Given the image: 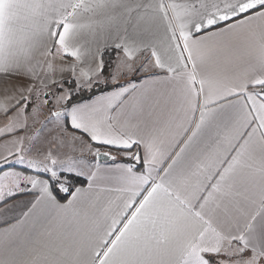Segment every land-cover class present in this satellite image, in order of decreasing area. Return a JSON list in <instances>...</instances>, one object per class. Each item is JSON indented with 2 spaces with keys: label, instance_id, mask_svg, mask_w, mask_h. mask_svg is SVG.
Returning <instances> with one entry per match:
<instances>
[{
  "label": "snow or ice",
  "instance_id": "obj_1",
  "mask_svg": "<svg viewBox=\"0 0 264 264\" xmlns=\"http://www.w3.org/2000/svg\"><path fill=\"white\" fill-rule=\"evenodd\" d=\"M88 13L123 25L111 72L97 49L96 67L77 75L85 51L75 41L104 26L80 23ZM53 54L74 59L73 87L53 78ZM0 78L14 90L0 100V135L24 131L29 112L54 100L50 117L97 162L88 188L73 190L60 177L82 175V160L65 165L51 149L30 155L32 137L5 141L0 204L28 186L38 194L0 229V264H264V0H0ZM101 157L113 162L103 179ZM10 158L34 174L13 170ZM98 182L114 194L103 205L91 196ZM58 193L71 198L62 204ZM53 210L55 234L31 244L24 225L34 229ZM25 251L31 258L18 262Z\"/></svg>",
  "mask_w": 264,
  "mask_h": 264
},
{
  "label": "crops",
  "instance_id": "obj_2",
  "mask_svg": "<svg viewBox=\"0 0 264 264\" xmlns=\"http://www.w3.org/2000/svg\"><path fill=\"white\" fill-rule=\"evenodd\" d=\"M152 2H156V0H152ZM178 3H199L201 0H176ZM202 2L211 4L214 2V0H202ZM95 19H103L104 20V26L100 29H97L95 33L89 31V30H84L81 32L77 40L75 41L76 43L83 45V50L85 51V55L82 58V62L77 63V75H79V72L81 69L88 70L89 68H95L97 62L100 59L99 53L96 51L97 49H100L101 51H108V50H114L116 52L115 60L114 62L117 63V57L122 56V53L118 52L114 48V44L118 43V36H123V25L120 21H113L109 23L106 18L104 17H97L94 16L91 13L84 14L79 18L80 23H88L90 20H95ZM222 26V25H221ZM131 32V29H129ZM154 36L152 37L153 39L157 41H162L164 39V29L163 26H153L152 29ZM203 33H201L202 35ZM89 50H91V54H89ZM150 57V52H143L141 54H138V59L136 60V63L139 64L142 61L148 59ZM36 59L44 60L45 58L43 56H40L39 54L36 55ZM54 65V68L56 69L53 78L57 81H69L72 80V73L69 70V66L74 63V59L71 57H59L53 54L52 57H49ZM63 68L64 71L61 72L60 69ZM4 79L5 78H0V100H3V98L6 95H12L14 94V90L5 92L4 90ZM20 83H26L27 81H19ZM11 83L15 84L17 81L13 80ZM98 95V94H97ZM33 120V121H32ZM7 123V118L3 115V112L0 111V128H3L5 124ZM35 125V116L33 117L31 115V111L29 112V119H28V127L24 131H19L14 134V136H22L24 137V143L25 145L29 144V137H32L33 130L32 126ZM72 130L68 129L67 137L70 136L71 138ZM64 135V134H62ZM77 136L80 135V133H76ZM13 135H0V155H7L6 148L11 149L12 146L11 144H5V141H11L14 139ZM63 137V136H62ZM65 137V136H64ZM67 137L66 140L68 139ZM64 138V140H65ZM85 140H87V137H84ZM35 140V139H34ZM33 140V141H34ZM63 140V139H62ZM101 151H109L113 155L117 156V162H122V157L120 154H118L114 149L111 148H105L101 147ZM79 152V151H78ZM64 156L60 158V160L65 162V165L68 163V152L65 151L63 153ZM79 155V156H78ZM75 156L76 158L74 160L80 161L82 160L83 163H78L75 165L77 171L82 172L81 176L86 179V184L79 186L80 188H88V179H87V174L90 171H95L96 170V160L94 159L93 155L88 152L87 150L80 151V154ZM11 160L14 158H10ZM0 165H5V164H0ZM100 165V177L103 179V177L106 175V173L103 171V169L107 167L113 166L112 161H103L99 162ZM67 173V172H65ZM70 174H75V173H70ZM76 175V174H75ZM42 178V177H41ZM107 187V184L104 182H98L94 187L91 192V196L93 198L99 197L101 205H103L105 202H107L110 199H114V194L108 193L104 191V189ZM38 194V189H31L30 186H28V190H26L24 193L19 194L15 197V199H11L7 202L6 205L0 204V229H3L4 227H7L9 224H14L16 222L15 218H18L20 216V213L22 210H24L25 205L27 202L32 201L34 199V196ZM71 197L69 196L68 199ZM67 199V200H68ZM66 201H60V203L64 204L67 203ZM13 205H16L15 208L12 209V211L5 212V208H12ZM56 216L55 211L53 210L49 216L46 218H42L35 226L33 229V221L29 220L27 224L24 225V231L25 232H31V244H34L35 241L39 240L42 242H47L50 237L47 235V232L49 229L53 231L55 234L56 232V223L53 220V217ZM4 220L8 221V224L3 223ZM51 221V223H50ZM52 239H55V235H53ZM31 246V245H30ZM4 250L2 246H0V259L4 258ZM18 262H26L29 260L31 257L27 254V252H23L21 254L16 255L15 257ZM90 257H83L82 259H89Z\"/></svg>",
  "mask_w": 264,
  "mask_h": 264
},
{
  "label": "rangeland",
  "instance_id": "obj_3",
  "mask_svg": "<svg viewBox=\"0 0 264 264\" xmlns=\"http://www.w3.org/2000/svg\"><path fill=\"white\" fill-rule=\"evenodd\" d=\"M116 62H113L112 70L115 68ZM111 70V71H112ZM128 77L121 76V80H125ZM59 105L55 104V101L53 100L52 103L49 106L44 107L38 114L35 115V125L32 126L33 134H32V152L30 155H35L37 151L40 152H46L49 149L53 151L55 155L59 157L64 156L63 153L68 152V156L75 159L78 154H80L81 151V145L79 143H72L70 136L68 135H62L60 123L55 118L50 117V110H58ZM33 121V120H32ZM63 136V137H62ZM68 139L66 140L65 137ZM65 138V140H64ZM63 139V140H62ZM79 151V152H78ZM79 156V155H78ZM13 162L11 164V167L13 170L16 171H25L26 174H34L31 172V170H27L26 165H21L14 162V159H12ZM3 165H0V168ZM9 167H6L3 169V171H8ZM29 171V172H28ZM64 174H70V173H64ZM42 178H45L41 176ZM62 177V176H61ZM63 181H67L65 178H61Z\"/></svg>",
  "mask_w": 264,
  "mask_h": 264
},
{
  "label": "trees",
  "instance_id": "obj_4",
  "mask_svg": "<svg viewBox=\"0 0 264 264\" xmlns=\"http://www.w3.org/2000/svg\"><path fill=\"white\" fill-rule=\"evenodd\" d=\"M116 52L114 50H108L103 52V60L105 64L108 66L107 72H111L112 67H113V62L115 60ZM107 72L105 73L107 75ZM74 86L73 79L69 80V83L64 84V88L68 89ZM98 88L104 89L103 85H99ZM106 90V89H104ZM99 94V91L94 92L92 94L89 93H81L77 99H84L87 100L89 98V95H97ZM75 102V101H74ZM6 167H9L8 165H3L0 169H5ZM29 172V171H28ZM41 176L47 178L46 174H41ZM61 178H65L67 181L65 182L67 185H69L73 190L79 186L85 185L86 184V179L75 175V174H64ZM62 180V179H61ZM58 199L60 201H66L69 198L68 194L65 193H58Z\"/></svg>",
  "mask_w": 264,
  "mask_h": 264
},
{
  "label": "water",
  "instance_id": "obj_5",
  "mask_svg": "<svg viewBox=\"0 0 264 264\" xmlns=\"http://www.w3.org/2000/svg\"><path fill=\"white\" fill-rule=\"evenodd\" d=\"M101 152H104V151H101ZM103 161H110V160H107V159L101 157V158L99 159V162H103Z\"/></svg>",
  "mask_w": 264,
  "mask_h": 264
}]
</instances>
